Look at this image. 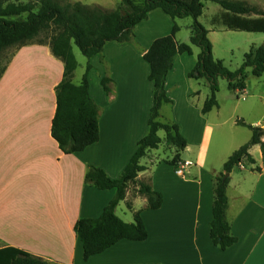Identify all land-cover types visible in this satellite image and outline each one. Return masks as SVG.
<instances>
[{
	"label": "crops",
	"instance_id": "crops-1",
	"mask_svg": "<svg viewBox=\"0 0 264 264\" xmlns=\"http://www.w3.org/2000/svg\"><path fill=\"white\" fill-rule=\"evenodd\" d=\"M7 3L26 4L19 0ZM105 6L113 5L105 3ZM153 16L162 17L164 26H143ZM164 17L169 18L158 9L151 11L134 28L132 45L106 43L102 53L89 60L88 94L101 109L99 140L78 153L64 154L51 135L55 90L62 81L64 64L53 56L48 43H30L13 50L0 74V250L23 252L47 264H264V170L253 171L260 168L257 161L262 162L259 146L248 151L254 165L243 160L229 174L225 219L237 238L236 244L220 251L209 238L214 182L221 173L218 167H206L213 136L224 132L227 137L223 153L218 154L222 168L231 154L248 141L241 132H234L239 127L235 109H230L229 118L224 119L217 102L215 108L202 115L208 97L202 103L192 97L191 105L189 97L194 93L190 90L177 101H171L174 94L168 91L178 87L177 69L182 68V77L188 78L194 63L185 62L189 56L186 54L174 57L164 90L175 109L181 108L184 113L180 120H173L186 141L178 162L189 161L192 166L182 177L170 165L160 166L150 176L154 150L148 151L140 160L144 171L139 173L138 180L162 195V206L147 210L146 199L138 195L133 185L118 204H125L130 214L124 223L133 222V214L139 212L147 239L122 240L102 254L83 260L74 226L81 219L98 218L115 194L114 190L100 191L86 185L87 168L101 169L108 178L118 179L138 142L146 136L153 86L148 81L149 66L142 56L154 40L170 34L172 25ZM159 27H164V33L155 36ZM124 58L143 62L132 59L125 62ZM135 65L140 68L139 75L132 69ZM105 68L111 70L109 78L114 83V93L109 96L101 86ZM92 75L100 81L102 89L97 82L93 89ZM228 122L229 128L225 130ZM250 126L263 128L258 120ZM261 140L264 143V135ZM181 154L183 157L190 154L191 159L181 158ZM245 164L249 167L243 172ZM163 167L169 169L161 171ZM120 212L127 218L125 212Z\"/></svg>",
	"mask_w": 264,
	"mask_h": 264
},
{
	"label": "trees",
	"instance_id": "trees-1",
	"mask_svg": "<svg viewBox=\"0 0 264 264\" xmlns=\"http://www.w3.org/2000/svg\"><path fill=\"white\" fill-rule=\"evenodd\" d=\"M203 2H211L223 13L219 23L228 30H238L236 20L242 17H264V12L245 1L231 0H119L115 9L106 10L96 5L69 3L67 0H39L26 4H12L0 0V55L10 48H19L30 43H48L54 57L64 64L63 78L56 87V110L52 121L51 135L64 154L82 152L99 140L98 121L101 109L88 94L87 74L91 70L86 65L85 74L80 85L72 83L73 73L77 68L72 53L74 44L89 61L102 53L104 45L109 42L129 44L133 42L134 28L145 21L154 10L162 11L172 21L191 18L189 44L178 43L175 35L179 31L173 25L168 36L154 40L143 53L142 59L149 66L148 81L152 83L153 101L148 118V132L137 144V148L118 179L112 180L98 168L88 167L85 175L86 185L97 190H114L115 194L101 215L95 219H81L74 226V231L83 250V260L102 254L122 240L143 242L147 231L140 219L139 212L133 214V222L124 223L115 215L118 204L124 200L128 187L135 186L138 195L147 201V210H158L162 206V195L148 184L138 180L144 168L140 160L150 150H157L162 140L159 131L165 134L164 144L174 148L176 155L166 162L175 167L178 154L186 148V141L180 135L176 124H163L158 121L162 105L170 103L166 97L164 84L172 69L174 57L186 54L191 56V47L200 52L193 69L188 73L192 80L204 79L207 82L209 96L205 100L201 114L209 113L217 106L218 79L227 82L231 92H243L248 73L260 78L264 75V43L251 47L244 54L241 66L230 72L223 63L214 60L212 45L207 38L208 31L198 22L203 12ZM51 30L48 40H39V36ZM3 69L0 71L2 74ZM112 81L108 77L101 80L106 95L112 94ZM237 125L247 127L251 132L250 140L233 152L224 163L222 172L215 178L213 188L212 219L209 226V238L212 246L226 251L236 244L225 219L227 207V186L229 174L243 160L254 165L248 151L259 146L264 170V135L263 128L248 126L243 122ZM261 168L253 171L260 173ZM0 264H47L41 259L23 252L0 250Z\"/></svg>",
	"mask_w": 264,
	"mask_h": 264
},
{
	"label": "rangeland",
	"instance_id": "rangeland-1",
	"mask_svg": "<svg viewBox=\"0 0 264 264\" xmlns=\"http://www.w3.org/2000/svg\"><path fill=\"white\" fill-rule=\"evenodd\" d=\"M5 2L11 1V0H4ZM31 0H19V3H28ZM34 2H38L39 0H32ZM69 3L75 2V3H81L83 5L91 6L96 5L106 10L115 9L116 6L119 4L117 0H67ZM231 1H245L248 4L256 6L259 10L264 12V0H231ZM118 2V3H117ZM105 3L111 4L113 6H105ZM223 11L219 8V6L211 3V2H203V12L202 15L198 18V22L208 31V40L210 41L212 45V56L214 60L221 61L225 68H227L230 72H233L237 70L242 62H243V56L245 53H247L251 47H258L264 43V17H258V16H250V17H242L241 19H237L236 23L238 26V30H228L225 29L218 21ZM159 14H161L159 12ZM160 16H163L162 14ZM162 18V17H161ZM159 17L153 16L150 17L149 20L145 23L143 26H151V25H161L164 26V23L160 21ZM166 18L168 20L170 27L174 24L177 25L179 28V31L175 35V39L178 43H184L189 44V38H190V25L192 23L191 18H184V19H175L172 21L171 19ZM167 29L168 28L167 26ZM170 32V30H169ZM52 31L48 30L44 33H42L39 36V40H48L49 37L52 35ZM164 33V27L163 28H157L156 32L154 33L155 36L162 35ZM134 34V33H133ZM134 37L133 42L129 44L134 43ZM194 54L191 56L185 57V62H194L191 64V68L189 72L193 69L196 61L197 56L200 52V50L197 47L192 46L191 47ZM15 48H10L6 50L4 53L0 55V71L4 67V65L8 62L10 59L13 50ZM139 50V48L137 49ZM135 50L136 53L139 51ZM72 53L75 58L77 68L73 73V84H80L81 80L83 78V75L85 74L86 65L89 62L79 51V49L72 44ZM124 53H128L125 52ZM99 56V55H98ZM121 57V56H120ZM120 59V58H119ZM135 60L134 62H143L138 61L137 58H124L125 62H132V60ZM107 62H109L107 60ZM188 65V64H187ZM132 69L139 75L140 68L135 66H132ZM111 70H107V68L104 69V72L106 73V77H112L111 76ZM183 69L178 68L177 73L180 75L177 77L176 83L177 88H171L168 93L171 95L174 94V98H172L171 101L174 102V99H179L180 96L183 97L188 90H190L191 93H194L192 96L189 97L190 104L192 105V97L194 98V101H200L199 103H202V99L204 97L209 96V89L207 82L204 79L201 80H192L187 78L186 76L182 77ZM91 77V83L93 86V89H96V82L98 83L100 89V81L97 79L96 76H90ZM110 79V78H109ZM111 80V79H110ZM112 81V80H111ZM218 92L216 94V99L218 102V105L221 108V115L224 119L229 118L230 115V109H235V118L239 117L237 121L243 122L246 125H250V123L255 121H260L264 125V75H262L260 78L253 77L248 73L247 79L245 80V91L243 92H231L227 88V82L224 79L219 78L218 82ZM111 87H114V83L112 81ZM112 90V89H111ZM112 93H114L112 91ZM168 95V94H167ZM207 99V98H205ZM175 105V104H174ZM200 105V104H199ZM181 108L175 109L172 102L167 105H162L160 109V114L158 121L163 124H173L174 119L180 120V116L183 118L184 113ZM262 117V118H261ZM230 125V122H228L224 129L228 130ZM239 127L234 132H241L243 137L247 141L251 138V132L247 127L238 125ZM253 127V126H252ZM242 135H239L238 139L242 137ZM157 136L163 140L162 143L159 145L157 150L152 151V157L153 163L149 166V172H151L150 176H153V173H156L158 168L160 166H168L166 162L168 160H171L176 155V150L174 148H167V146L164 144V137L165 134L163 131H159L157 133ZM216 136V139H215ZM226 134L223 133H217L214 134L212 139V144L209 147L208 153H207V159H206V167L209 169V166L212 167H218L217 171L220 173L222 172V166L219 164L218 160V154L223 153V145L226 141ZM225 140V141H224ZM245 140V141H246ZM229 145V143H228ZM151 153V152H150ZM149 153V154H150ZM181 158H189L181 154ZM254 159H257L256 153L253 154ZM144 160H142L143 162ZM163 163V164H162ZM222 163V162H220ZM257 165H260V168L263 169V164L261 161H257ZM245 170L243 172L248 171L249 165L245 164ZM256 168V167H255ZM169 168H162L161 171H167ZM235 173L239 172L238 170L234 171ZM238 179V177H235ZM135 187V186H134ZM118 208V209H117ZM115 211L117 212V216L120 217L122 221H126L130 218L129 212L126 210L125 204H120L117 206ZM125 212L127 218H125L121 212ZM129 216V217H128ZM133 218V217H132ZM131 218V219H132ZM132 223V222H131Z\"/></svg>",
	"mask_w": 264,
	"mask_h": 264
},
{
	"label": "built area",
	"instance_id": "built-area-1",
	"mask_svg": "<svg viewBox=\"0 0 264 264\" xmlns=\"http://www.w3.org/2000/svg\"><path fill=\"white\" fill-rule=\"evenodd\" d=\"M192 166V163L189 161H183V162H178L175 165V174L179 177L184 176L185 170L187 168H190Z\"/></svg>",
	"mask_w": 264,
	"mask_h": 264
}]
</instances>
